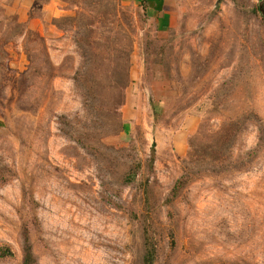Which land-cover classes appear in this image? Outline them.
<instances>
[{"label": "rangeland", "instance_id": "374dc122", "mask_svg": "<svg viewBox=\"0 0 264 264\" xmlns=\"http://www.w3.org/2000/svg\"><path fill=\"white\" fill-rule=\"evenodd\" d=\"M167 9L0 0V264H264V0Z\"/></svg>", "mask_w": 264, "mask_h": 264}, {"label": "crops", "instance_id": "0c3cea01", "mask_svg": "<svg viewBox=\"0 0 264 264\" xmlns=\"http://www.w3.org/2000/svg\"><path fill=\"white\" fill-rule=\"evenodd\" d=\"M147 13L154 19L160 29H167L171 20V12L167 9L168 0H140Z\"/></svg>", "mask_w": 264, "mask_h": 264}, {"label": "trees", "instance_id": "16d2710c", "mask_svg": "<svg viewBox=\"0 0 264 264\" xmlns=\"http://www.w3.org/2000/svg\"><path fill=\"white\" fill-rule=\"evenodd\" d=\"M29 245L28 246H26V253L28 252L29 253ZM149 250L150 251H147V253H146V257H145V263H147V264H150V262L153 260V252H152V249L151 248H149ZM7 251H9V250H7ZM9 253V252H8Z\"/></svg>", "mask_w": 264, "mask_h": 264}]
</instances>
